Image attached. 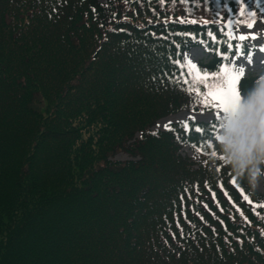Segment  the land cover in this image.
Segmentation results:
<instances>
[{"label": "trees", "instance_id": "obj_1", "mask_svg": "<svg viewBox=\"0 0 264 264\" xmlns=\"http://www.w3.org/2000/svg\"><path fill=\"white\" fill-rule=\"evenodd\" d=\"M245 4L264 25V0ZM238 13L236 0H0V264H264V192L221 158L216 119L154 128L215 109L187 75H161L170 33L208 45Z\"/></svg>", "mask_w": 264, "mask_h": 264}, {"label": "snow or ice", "instance_id": "obj_2", "mask_svg": "<svg viewBox=\"0 0 264 264\" xmlns=\"http://www.w3.org/2000/svg\"><path fill=\"white\" fill-rule=\"evenodd\" d=\"M203 2L207 5L208 0H203ZM236 3L239 5L238 23L246 25V27L237 28V26L233 24L232 19H228L219 26V31L213 28L206 32V35L212 42L208 45L204 44L203 38L197 39L195 33L172 32L170 33L172 36L170 44L174 46V50L170 48L166 55H161L159 57L162 76L172 77L174 75H187L190 77V80L185 79L182 83L190 85L188 91H194L197 97L200 98L199 102L205 107L217 109L215 119L219 127L217 129L216 125L212 126V130L217 131L216 139L221 129L223 119L228 115H235L241 101V89L239 85L241 77L244 75V66L243 64H237L236 61L239 57L245 55L243 51L244 42L249 39L255 40L257 36L256 31H248V29H253L256 24V13L247 9L245 0H236ZM257 6H259V0H257ZM224 7L231 13V8L228 7L227 3H225ZM261 12H264V8H261ZM194 14L195 9H193V12L188 13L189 17H193ZM217 15L219 16L220 14ZM180 23L195 24L197 21L192 18L185 20L181 17ZM207 24L208 22L205 20V25ZM152 35L155 36L156 34L152 33ZM161 35L163 39H168V36ZM178 36H183L186 39L190 38L199 46L189 51L176 40ZM221 36L228 41L223 49H221L220 46V44H223V40L220 41V44L215 43L220 40ZM259 50L264 52V44L259 46ZM210 54L213 57H220L221 61H226L225 63L217 61L219 68L216 71H209L208 67L202 64V61ZM252 55L253 52L249 50L246 54L248 63L251 62ZM185 67L187 69L186 73L184 72ZM213 67H215V65H213ZM172 69H176V72L173 73L171 71ZM200 86H203L205 91L201 92ZM212 118L213 116L211 113H206L201 110L199 115H190L182 122L179 120L176 121V124L181 127L185 135H187L190 131H195L197 133L205 131V129L199 126L200 121L203 120L206 124L208 120ZM172 123L173 121L170 120L163 127L171 130ZM192 124L196 125L195 128L191 127ZM201 139H203V137H201ZM213 155H215V153H213ZM221 158L224 159V157ZM261 175L264 176V173H261ZM261 187L264 188V185ZM185 191H187V188H185ZM243 198L249 201L250 204L252 203L248 195H244ZM181 199H183V197H181ZM241 214L243 215V213Z\"/></svg>", "mask_w": 264, "mask_h": 264}, {"label": "clouds", "instance_id": "obj_3", "mask_svg": "<svg viewBox=\"0 0 264 264\" xmlns=\"http://www.w3.org/2000/svg\"><path fill=\"white\" fill-rule=\"evenodd\" d=\"M217 142L225 161L239 174L264 164V77L241 92L235 115L226 116Z\"/></svg>", "mask_w": 264, "mask_h": 264}, {"label": "rangeland", "instance_id": "obj_4", "mask_svg": "<svg viewBox=\"0 0 264 264\" xmlns=\"http://www.w3.org/2000/svg\"><path fill=\"white\" fill-rule=\"evenodd\" d=\"M100 1L104 2L105 0H100ZM241 27H246V26H239L237 28H241ZM248 31L249 32L256 31L257 36H256L255 40L249 39V40H246L244 42V48L245 49H243V51H244L245 55L239 57L238 60L236 61L237 64H243V66H244V75L243 76H248V75H252V74L254 75V74H258V73L264 71V52H261L259 50V46L261 44H264L263 27H262L260 22H256V24L254 25V28L248 29ZM249 50H251L253 52L252 60L250 63L247 62V56H246V54ZM208 58H209V56L206 57L202 62H205ZM200 112L201 111H194V112L181 111V112H178L176 114L167 115V116L159 119L155 123L154 128L159 129V130H164L165 128L163 126L166 123H168V121L171 120V121H173V123H176V121L179 120L182 122L183 120L187 119L190 115H199ZM204 112L212 114L213 118L209 119L207 122V123H211L217 114V109L208 110V111H204ZM200 122L204 123L203 120H201ZM218 127H217V129H218ZM215 133L217 135V131H215ZM182 155H186L187 157L193 158V153H192L191 149L188 147H185L182 150ZM114 158L122 161V160L130 159L131 157L124 152H120V153L116 154V156ZM194 160H198V158L194 157ZM261 173H264V172H261ZM261 173L253 171L251 176H249L250 188L253 190H256L258 192H264V188L261 187L262 185H264V176H262Z\"/></svg>", "mask_w": 264, "mask_h": 264}]
</instances>
